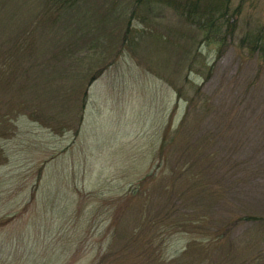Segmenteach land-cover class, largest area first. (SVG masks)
<instances>
[{"label":"rangeland","instance_id":"374dc122","mask_svg":"<svg viewBox=\"0 0 264 264\" xmlns=\"http://www.w3.org/2000/svg\"><path fill=\"white\" fill-rule=\"evenodd\" d=\"M135 1L0 0V264H264V0Z\"/></svg>","mask_w":264,"mask_h":264},{"label":"trees","instance_id":"16d2710c","mask_svg":"<svg viewBox=\"0 0 264 264\" xmlns=\"http://www.w3.org/2000/svg\"><path fill=\"white\" fill-rule=\"evenodd\" d=\"M62 1L66 4H70L73 0H62ZM144 1L146 2V4H148V2H150V0H136L135 6L139 5L140 3H143ZM191 1L192 2H190V5L188 7L191 15L187 16V18H189V17L195 18L196 15L205 16L206 11L213 8L210 5L208 6L207 4L201 3V0H191ZM162 2L168 4L169 6L172 5V6L177 7L176 2L173 0H162ZM134 16H135V10L133 9L131 12L130 18L133 19ZM197 23H198V28L204 33L205 40H212L214 42L225 43V35L226 34L223 33L222 27L220 25H216L215 20H208L206 22L198 20ZM237 44H238V47L240 49L245 50L246 53L251 55V56L264 55V25H261L260 27H257L254 29H249L244 34L238 36ZM226 178H228V177H226ZM229 179H230V181H239V179H237L235 177L234 178L229 177ZM221 191H222V189H221ZM212 193L214 194L215 191H212ZM237 217L239 218V220H249V221L255 220L257 218L256 216H254L252 214H250V215H248V214L247 215H239ZM260 225L264 227V223H260ZM222 238H223V236L220 234L215 238V240L221 241ZM191 245H189L188 248H186L185 251H183L181 255L175 257L176 262L182 260L183 262H186L185 264H196L194 262H196V260H199L203 257L209 258V260L207 259V261L209 262L210 258L216 257L218 251H220L219 246L213 247V246H207L206 245L204 247L201 246L202 248H204V251L201 250V248H199L200 255H198L195 252L194 253L189 252L190 251L189 248ZM194 248L195 249L193 251L196 250V247H194ZM222 251H225V253L221 252V254H223L224 256H230V255L232 256L233 252H235V249H233V248L232 249H225ZM203 259L198 264H205Z\"/></svg>","mask_w":264,"mask_h":264}]
</instances>
